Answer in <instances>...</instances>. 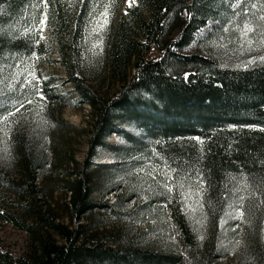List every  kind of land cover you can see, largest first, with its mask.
<instances>
[{
  "label": "trees",
  "instance_id": "1",
  "mask_svg": "<svg viewBox=\"0 0 264 264\" xmlns=\"http://www.w3.org/2000/svg\"><path fill=\"white\" fill-rule=\"evenodd\" d=\"M100 14L111 16L105 57L116 89L107 96L83 70L89 20ZM209 22L232 52L244 47L234 22L263 39L264 0H135L130 7L124 0H0V223L28 240L20 254L0 244V264H215L224 256L222 223L231 205L240 211L237 232L243 233L236 264H264V53L261 47L236 65L182 54ZM173 28L179 35L166 40ZM50 53L91 108L81 163L72 156L62 161L54 151L51 165L45 153L50 127L42 125H65L55 112L39 117L37 109L38 94L60 102L48 95L54 82L39 79ZM115 132L129 145L120 149L127 163L120 178L149 166L159 170L162 186L150 179L142 190L130 180L133 191L108 206L96 202L95 181L109 168L100 170L107 166L95 159L111 148L106 140ZM52 168L64 173L65 210L79 222L74 227L34 201L39 174ZM98 208L107 219L95 216Z\"/></svg>",
  "mask_w": 264,
  "mask_h": 264
},
{
  "label": "rangeland",
  "instance_id": "2",
  "mask_svg": "<svg viewBox=\"0 0 264 264\" xmlns=\"http://www.w3.org/2000/svg\"><path fill=\"white\" fill-rule=\"evenodd\" d=\"M133 4H135V0H124V5L128 7ZM123 10L122 8V11ZM110 20V14H100L89 20V31L87 33L88 42H86L89 48V55L84 56L85 59L83 60V70L86 76H88L94 88L105 96L110 95L116 89V83L108 75L105 57V41L109 33ZM41 23L42 36L46 41L48 50L53 52L55 51V45L51 38L49 27L44 20ZM216 24V22H209L205 28L201 29L196 34L194 41L182 51V54H199L213 57L222 65H236L243 59H251L253 56L257 55L256 52L261 47V50L258 52L262 51V53H264V37L257 41L252 39L251 32H246L248 28L245 27L243 29V26L238 28L235 22L234 29L238 30L239 43L244 45V47L240 44L242 47L235 49V52H231L227 49L223 34L217 36L218 34L214 32ZM179 32V28H173L166 36V40L175 39L179 35ZM153 54L158 55L156 52H153ZM242 54H244V56H242ZM43 60L44 62H41L39 66V79H41L42 82L46 79H50L54 82L48 88V95L59 97L60 102L55 104L51 99L45 96V94H38L42 99L37 105V109H39L41 113L39 117H47L49 116V112L52 111L55 112V117H59L60 120L65 123L63 127H56L57 129L54 128L55 126L47 125V123L42 125L40 128L41 130L50 127L44 132L45 134L43 133L45 153L50 157L51 161H53L51 165H55L54 151L57 152V156H59L62 161L72 156L75 161L81 163L87 147V131L89 130V122L91 120V108L81 100L71 87L70 82L66 78L62 64L58 61V55L56 53H50L48 56H45ZM184 70V68H177L176 72H183ZM122 130L134 137L142 135L141 131L133 126H122ZM106 141L111 148L100 149L99 155L95 159V163L101 166H107V168H100V170L109 168L108 174H102L101 172H97L96 174V202L101 205L111 206L117 201V197H124L130 194L133 191L130 180L135 185L141 186L142 190L147 189L146 186H149L150 179L154 182L156 181V185L158 181L160 187L162 186V180L159 178L158 174L159 170L154 168L148 170L147 167L149 166H145V168L142 169L134 168L132 171L130 170L131 172L127 173V175L131 177L130 180L126 178L121 179L120 177H122V174L127 171L120 170V168L124 169V167H127V163L124 162L125 160L120 153V149L128 147V142L121 132L110 134ZM135 166L136 165H134V167ZM4 167L8 169L9 164L4 162ZM64 177V173L62 174L54 170V168L40 173L35 188L36 194L33 197L37 205L52 207L55 209L56 214L60 216L61 221L74 227L78 225L79 222L76 219L70 220L69 214L65 210L68 196L65 195L63 190ZM107 189L110 190L106 192ZM141 189L139 188L136 190L140 192ZM11 197L15 200L13 196ZM130 199L127 206L131 210L133 209L131 207L133 204L131 201H134V197L132 196ZM138 199L139 197H137V200ZM95 213V216L99 219H107L105 208H98ZM240 221L241 214L239 209L231 205L225 213L222 223V232L224 233V239L222 241L224 256L216 260L215 264H236V261L241 259L242 251L240 248H243V233L237 232V230H240ZM87 222L88 219L85 216L84 219L81 220V223L86 224ZM139 228H143V226ZM27 243V237L23 232L15 229L9 224L0 223L1 245L20 254L27 250Z\"/></svg>",
  "mask_w": 264,
  "mask_h": 264
},
{
  "label": "snow or ice",
  "instance_id": "3",
  "mask_svg": "<svg viewBox=\"0 0 264 264\" xmlns=\"http://www.w3.org/2000/svg\"><path fill=\"white\" fill-rule=\"evenodd\" d=\"M247 31H251V29L249 28V29H247ZM262 59H264V58H262ZM249 63H252V62L250 61Z\"/></svg>",
  "mask_w": 264,
  "mask_h": 264
}]
</instances>
